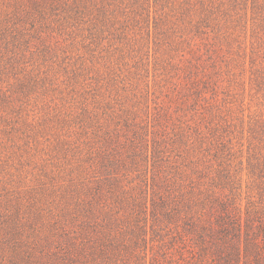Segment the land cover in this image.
<instances>
[{"label":"rangeland","instance_id":"rangeland-1","mask_svg":"<svg viewBox=\"0 0 264 264\" xmlns=\"http://www.w3.org/2000/svg\"><path fill=\"white\" fill-rule=\"evenodd\" d=\"M80 1L0 0V264H186L264 203V0Z\"/></svg>","mask_w":264,"mask_h":264},{"label":"trees","instance_id":"trees-1","mask_svg":"<svg viewBox=\"0 0 264 264\" xmlns=\"http://www.w3.org/2000/svg\"><path fill=\"white\" fill-rule=\"evenodd\" d=\"M46 1L53 6V0H29V6L38 11ZM72 2L69 12L74 17L84 14L86 4L80 0ZM259 175L264 179V163ZM259 190L261 196L264 187ZM187 201L200 204V209L193 211L191 205L184 209L183 235L193 242L186 264H264V203L246 201L241 205L216 197L209 206L200 199L188 197ZM163 202L167 207V202ZM180 203L177 200L166 209L169 221L177 216Z\"/></svg>","mask_w":264,"mask_h":264}]
</instances>
